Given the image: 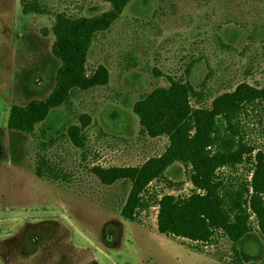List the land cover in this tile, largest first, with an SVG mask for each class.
<instances>
[{"label":"rangeland","instance_id":"rangeland-1","mask_svg":"<svg viewBox=\"0 0 264 264\" xmlns=\"http://www.w3.org/2000/svg\"><path fill=\"white\" fill-rule=\"evenodd\" d=\"M49 13L24 14L22 0H0V264H227L222 239L200 253L157 228L158 208L137 221L123 216L127 176L165 152L167 137L140 135L133 106L141 95L189 80L212 100L241 83L264 86V0H132L88 55L94 85L52 109L32 134L8 128L11 107L45 100L61 61L52 52L56 14L94 17L111 9L101 0H40ZM248 122V121H247ZM249 137L264 145L254 117ZM81 128L84 148L71 133ZM68 179L36 174L43 152ZM232 174H236L233 172ZM150 193L189 195L194 185L180 163ZM256 227V222L254 223ZM240 249L264 263L258 231Z\"/></svg>","mask_w":264,"mask_h":264},{"label":"trees","instance_id":"trees-1","mask_svg":"<svg viewBox=\"0 0 264 264\" xmlns=\"http://www.w3.org/2000/svg\"><path fill=\"white\" fill-rule=\"evenodd\" d=\"M111 9L98 16L56 14L53 55L61 61L56 85L42 101L11 107L8 128L32 134L49 112L69 103L73 93L94 85L88 73V55L99 33L121 17L132 0H101ZM23 12L49 13L40 0H22ZM169 85L141 95L133 106L140 120V135L167 137L165 152L146 160L127 176L130 192L123 216L137 221L143 211L158 208L157 228L169 238L188 241L200 253L225 262L222 254L205 250L226 239L233 258L227 264L250 262L240 249L246 238L258 231L264 240V145L249 137V119L254 117L264 140V86L241 83L234 90L211 97L183 78L168 76ZM248 121V122H247ZM75 146L84 148L86 135L81 128L71 133ZM39 153L36 174L40 178L68 179L67 174ZM180 163L194 190L189 195L158 193L150 186L165 180L168 169ZM236 172V174H232ZM256 222V227L254 223ZM264 264V263H263Z\"/></svg>","mask_w":264,"mask_h":264},{"label":"flooded vegetation","instance_id":"flooded-vegetation-1","mask_svg":"<svg viewBox=\"0 0 264 264\" xmlns=\"http://www.w3.org/2000/svg\"><path fill=\"white\" fill-rule=\"evenodd\" d=\"M5 142H2L1 140H0V153L2 152V149L4 148V146L6 145V144H4Z\"/></svg>","mask_w":264,"mask_h":264}]
</instances>
